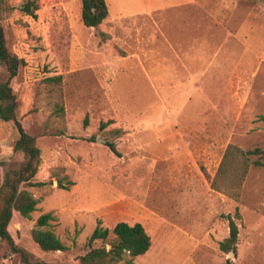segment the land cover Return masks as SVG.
<instances>
[{
    "label": "rangeland",
    "instance_id": "1",
    "mask_svg": "<svg viewBox=\"0 0 264 264\" xmlns=\"http://www.w3.org/2000/svg\"><path fill=\"white\" fill-rule=\"evenodd\" d=\"M105 2L94 29L80 0H0L5 47L22 61L9 82L15 115L40 150L33 181L50 183L21 186L38 204L29 219L13 212L15 246L33 261L79 264L98 223H140L151 245L133 264H264V165L249 166L237 201L210 186L228 145L264 153V0ZM55 76L59 88L45 82ZM8 77L1 63L0 83ZM17 138L0 121V186L23 161ZM236 210V250L224 253L222 215ZM45 213L63 252L32 239ZM0 264H22L3 240Z\"/></svg>",
    "mask_w": 264,
    "mask_h": 264
},
{
    "label": "trees",
    "instance_id": "2",
    "mask_svg": "<svg viewBox=\"0 0 264 264\" xmlns=\"http://www.w3.org/2000/svg\"><path fill=\"white\" fill-rule=\"evenodd\" d=\"M81 21L87 28H98L108 15V7L105 0H80ZM32 2L23 6L27 15L35 17L31 9ZM3 63L9 73L8 80L0 83V121H12L18 133L14 143L13 151L23 154V161L17 169H11L4 175L3 183L0 186V240L5 241L13 252L19 253L22 264H50L41 261H33L30 255L23 249L15 246L7 227L12 218L13 212H18L22 217L29 219L30 214L35 211L38 199L21 188L23 185L42 188L48 182H35L34 177L41 164L40 150L35 145L34 137L30 136L16 118L17 109L16 97L10 87V80L17 75L22 61L8 53L5 47L3 30L0 26V64ZM45 82L51 83L59 88L61 77L55 76L46 78ZM59 112H63V106H57ZM259 120L264 121V116ZM85 124L87 120L85 119ZM108 147L114 153L115 146L108 143ZM257 156L251 162L250 158ZM264 153L255 148L244 151L237 146L228 145L214 178L211 181V189L237 201L240 196L241 186L247 175L249 166L262 167L264 165ZM66 180V183H63ZM73 183L65 177L57 178V186L67 190ZM228 221V237L219 243V249L224 253L232 251L235 253L238 240V226L236 220L240 219L238 210L234 216L222 215ZM53 220L51 213H45L38 217L31 236L35 244L44 252L65 251L66 247L50 229V222ZM95 242H100V247H93ZM151 240L144 227L140 223L129 224L118 222L112 228H104L98 225L95 227L87 240L88 251L78 257L79 264H133L134 259L147 253Z\"/></svg>",
    "mask_w": 264,
    "mask_h": 264
},
{
    "label": "water",
    "instance_id": "3",
    "mask_svg": "<svg viewBox=\"0 0 264 264\" xmlns=\"http://www.w3.org/2000/svg\"><path fill=\"white\" fill-rule=\"evenodd\" d=\"M233 252L232 251H230V253L229 254H232Z\"/></svg>",
    "mask_w": 264,
    "mask_h": 264
}]
</instances>
